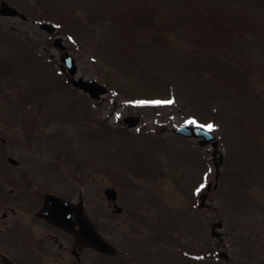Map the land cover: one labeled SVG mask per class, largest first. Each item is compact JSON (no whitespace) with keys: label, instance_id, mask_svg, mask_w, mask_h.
Wrapping results in <instances>:
<instances>
[{"label":"rangeland","instance_id":"rangeland-1","mask_svg":"<svg viewBox=\"0 0 264 264\" xmlns=\"http://www.w3.org/2000/svg\"><path fill=\"white\" fill-rule=\"evenodd\" d=\"M1 1L26 18L0 14V153L24 159L40 189L83 196L118 250L90 252L85 264H264V0ZM39 21L56 24L76 76L106 86L98 100L71 87L62 50ZM127 115L140 123L128 127ZM187 121L212 124L225 155L208 208L197 203L214 182L210 152L171 132ZM6 211L0 205V230L15 217L2 218ZM218 220L222 234L211 237ZM6 235L0 252L16 257ZM46 248L17 258L68 264L69 250ZM209 251L211 260L192 257Z\"/></svg>","mask_w":264,"mask_h":264},{"label":"flooded vegetation","instance_id":"flooded-vegetation-1","mask_svg":"<svg viewBox=\"0 0 264 264\" xmlns=\"http://www.w3.org/2000/svg\"><path fill=\"white\" fill-rule=\"evenodd\" d=\"M10 165L16 168L20 167L19 164L10 163ZM19 172L20 178L18 172H10L4 175L5 179H0V205L7 210L3 213L2 218L15 215L13 222L3 229L7 233V238L3 236L4 238L1 241L6 243L7 249H15L16 252H19L16 257H13L12 254L7 255L0 252V264H6V258L15 264H20V260L17 257L23 258L25 253L28 252L40 251L41 254L47 255L46 247L49 244L52 245V249L60 257L63 256L61 251L69 250L71 256L68 264H85L87 254H90V252L100 258L102 254L86 246L84 242L75 238L71 232L63 227L51 224L38 215V212L44 208V193L38 190L34 191L28 186L24 179L25 176L22 174L24 172L23 168ZM70 195H65V199L72 203L69 206L60 204L56 209L65 219L74 223L75 230H79V219L86 215L85 201L81 195L78 199L70 197ZM17 214H20V216H17ZM16 226L21 228L15 229L14 227ZM44 230L47 232L42 235ZM13 231L18 234L15 242L11 245L9 244L10 235ZM16 248L21 249V251L16 250ZM230 264L234 263L230 262Z\"/></svg>","mask_w":264,"mask_h":264},{"label":"water","instance_id":"water-1","mask_svg":"<svg viewBox=\"0 0 264 264\" xmlns=\"http://www.w3.org/2000/svg\"><path fill=\"white\" fill-rule=\"evenodd\" d=\"M3 4V9H2V13L5 15H13L16 13L15 9L10 8L9 6L5 5V3ZM40 27L42 29L47 30L49 33H52L55 29L54 25L48 24V23H40ZM55 44L58 46H61L60 43V39H57L55 41ZM62 61L67 65L68 70L70 72V81L73 85H75L76 87L85 90L86 92H89L90 95L93 98H98L100 94L105 92V88L98 84L95 80H84L82 78H73L74 73L76 72V65L74 63V59L69 55V54H63L61 56ZM138 118L137 117H127L125 118V121H128L129 126H133L135 124L138 123ZM174 132L176 133H180L183 134L185 136H194V137H199V136H203L204 139L200 140L198 143L200 145H205L208 141L212 140L213 137L209 134L208 131L199 128L197 125L194 126H182L180 128H177L174 130ZM213 146V159L214 162L216 164V167L218 169L221 160H222V156L221 155H216L218 153V147H217V142L214 141L212 143ZM218 159V162H217ZM104 193L106 194L107 198L110 200H114L116 198V191L112 188H106L104 190ZM205 198V194H203L201 196V199L204 200ZM54 200H59V201H63L60 199H56L55 196L53 195H47L46 196V208L50 207V203L55 202ZM52 206V205H51ZM53 206H55V203L53 204ZM44 209L40 212V214L45 217L46 219H48L50 222L54 223V224H58L62 227H64L67 230H71V225L65 221H61L62 219L60 218H56L51 216V214H48V209ZM116 211L119 212L121 211V208L116 206ZM78 233V237L83 240L88 246H91L93 248H95L96 250H98L99 252H105L107 254H114L115 248L110 245L109 243H107L96 231V229L94 228L93 224L90 222V220L88 218H82L80 221V230L77 232Z\"/></svg>","mask_w":264,"mask_h":264},{"label":"snow or ice","instance_id":"snow-or-ice-1","mask_svg":"<svg viewBox=\"0 0 264 264\" xmlns=\"http://www.w3.org/2000/svg\"><path fill=\"white\" fill-rule=\"evenodd\" d=\"M152 103H157V104H159V103H161V101H153ZM163 103H167V104H171V103H173V101L172 100H167V101H164ZM187 123H192V124H194V123H196L195 121H187ZM202 127H205L206 129H207V131H209V132H211L212 130H213V125L212 124H207V125H204V126H202ZM201 187H203V185H201Z\"/></svg>","mask_w":264,"mask_h":264}]
</instances>
